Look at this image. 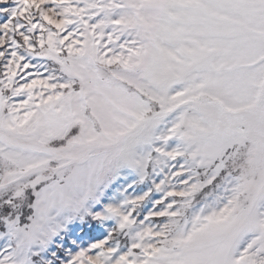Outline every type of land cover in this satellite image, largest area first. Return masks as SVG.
Returning <instances> with one entry per match:
<instances>
[{"label": "snow or ice", "instance_id": "6c2138e0", "mask_svg": "<svg viewBox=\"0 0 264 264\" xmlns=\"http://www.w3.org/2000/svg\"><path fill=\"white\" fill-rule=\"evenodd\" d=\"M0 264H264V0H0Z\"/></svg>", "mask_w": 264, "mask_h": 264}]
</instances>
